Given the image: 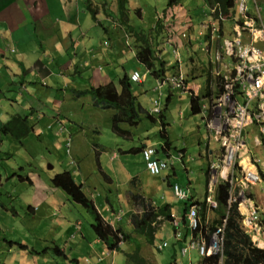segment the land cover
<instances>
[{"label":"crops","instance_id":"obj_1","mask_svg":"<svg viewBox=\"0 0 264 264\" xmlns=\"http://www.w3.org/2000/svg\"><path fill=\"white\" fill-rule=\"evenodd\" d=\"M151 2L152 6L147 3L144 9L137 8L140 25L134 26L150 29L158 19L163 20L165 32L159 47L167 66L172 70L176 64L174 71L196 87L197 96L206 97L203 91L208 84L216 86V96L219 87L212 57L221 40L206 38L205 28L200 24L211 16L208 0ZM130 3L133 9L136 0L127 1L128 10L122 17L119 0H0V126L15 115L27 117L32 125L30 133L22 138L10 133L0 135V185L12 173L28 185L26 193L32 189L27 200L24 193L19 194L24 204L20 210L13 202L8 206L0 201V263L37 264L41 257L44 259L41 264H70L72 259L79 264H125L123 252L110 250L92 229H86L79 218L81 212L72 208L79 205L67 204L70 202L67 194L50 185L52 173L43 170V162L72 170L105 219L126 232H132L131 217L136 212L129 183L137 176L143 200L157 206L171 205V218L162 221L158 229L160 240L155 238L154 243L156 246L167 241L164 249L168 247L170 252L166 256L146 257L153 264H196L199 260L201 255L196 249L183 255L181 247L194 235L187 226L185 201L191 198L194 203H206L213 188L209 165L221 155V146L208 127L209 98L201 100V112L188 117L190 95L166 87L161 98L166 107L163 120L160 115L147 118L155 79L136 57L135 42L127 32V24L133 25ZM256 4L264 21V0H249L251 11L255 12ZM144 10L146 13L150 10L149 19L144 17ZM167 10L171 15L166 14ZM240 11L238 2L232 14L240 15ZM183 31L187 39L180 35ZM219 32L223 36L233 35L232 22H221ZM174 48L180 50V60L174 56ZM135 70L142 77L133 83V89L145 114L139 124L123 122L118 131L113 127L116 109L104 107L91 90L114 82L120 91L121 80L130 78ZM253 126L246 131L248 151L251 156L264 159L261 134ZM68 132L76 166L71 165L66 150ZM104 134L107 136L103 137ZM148 145L156 147L158 158L180 155V159L177 157L172 167L154 175L147 170L142 154ZM46 152L53 161L43 155ZM17 156L24 165L16 163L17 167L8 168L9 158ZM175 184L187 190L186 199L174 195ZM215 190L216 187L214 196ZM8 195L14 197L12 192ZM249 195L259 205L264 219V181L253 186ZM195 205L208 233L220 211L207 204ZM42 215L44 219L40 222ZM174 217L180 220L178 228L172 226ZM26 222L31 223V231L27 230ZM178 231L180 237H176ZM6 238L36 249L59 245L64 254L51 248L43 254L30 253L28 249L11 247ZM121 248L130 251L132 242H122ZM141 251L147 254L144 246ZM86 258L90 262H85Z\"/></svg>","mask_w":264,"mask_h":264},{"label":"built area","instance_id":"obj_2","mask_svg":"<svg viewBox=\"0 0 264 264\" xmlns=\"http://www.w3.org/2000/svg\"><path fill=\"white\" fill-rule=\"evenodd\" d=\"M235 2L241 5L240 15L220 14L215 18L212 14L218 9L214 6L210 7L211 16L207 19L210 37L221 40L212 57L215 64L213 73L219 91L209 105L211 114L208 118V127L213 133V138L221 146V155L211 160L209 165L213 188L206 196V203L211 209H216L218 201L213 193L214 187L220 182L228 183V204H237L246 233L250 234L256 246L264 249V222L260 218V207L249 195V190L253 186L264 181V159L251 156L246 141V131L252 125L258 127L260 138L264 136V21L258 4L253 12L249 8V0ZM226 20L233 24L234 33L231 36H223L219 32L220 23ZM182 37H186V33H183ZM173 53L180 60V50L174 48ZM141 77V72L135 70L130 78L138 82ZM166 87L185 93L191 88L181 73L156 78L152 89L154 92L152 105L149 109L152 115L161 114L163 110L161 98ZM60 126L62 130L63 125ZM70 146L69 138L66 143L69 156ZM142 154L147 170L154 175L172 167L177 157L180 159V155L174 158H158L157 149L152 145L143 148ZM173 190L174 195L180 199L188 197L187 190L179 184H175ZM171 223L175 227L180 226V220L176 217L172 218ZM187 226L194 235L181 247L183 255L194 249L200 255H203L207 248L213 254L221 252V229L208 235L209 231L208 233L204 231L195 204L187 210ZM180 236L181 232H176V237ZM167 244V241H163L156 246L162 250ZM85 262H90V259L86 258Z\"/></svg>","mask_w":264,"mask_h":264},{"label":"trees","instance_id":"obj_3","mask_svg":"<svg viewBox=\"0 0 264 264\" xmlns=\"http://www.w3.org/2000/svg\"><path fill=\"white\" fill-rule=\"evenodd\" d=\"M127 1L128 0H119V9L121 10L122 17L125 15V11L128 10ZM173 1L174 0H168V3L172 4ZM208 2L211 7L217 6L218 10L212 14L215 18L220 14L230 16L236 3L235 0H208ZM200 24L205 28L204 36L206 38H211L209 23L204 20V22ZM164 26V21L159 19L150 29H140L136 28L131 23L127 24V32L136 45V57L146 67L149 72L148 75L154 79L163 77L167 74L176 73L174 71L176 64L172 66L173 69L171 70V68L167 66V61L161 56L162 49L159 45L162 35L165 32ZM131 81L129 77L122 79L120 91L114 82L93 87L91 90L96 99L104 107H114L116 109L113 115V127L118 131L121 130L120 125L123 122H128L132 124V126L139 124L143 119L142 115L145 114L143 113L144 108L139 102L138 96L135 95L133 89L134 81H132V83ZM201 100V96L190 98L191 113L197 114L202 111L203 104ZM164 103H162L163 110L160 114L162 120L166 108L164 107ZM146 116L147 118L153 119L155 115L148 112ZM31 129L32 125L27 117L15 115L0 126V135L10 133L17 138H22L28 135ZM67 134L71 139V133L68 132ZM163 136L165 135L163 134ZM261 141L264 145V136H261ZM167 144L170 143L167 142ZM70 163L71 165L74 164L73 166L77 165L72 155L70 157ZM49 183L51 186L64 191L70 200L83 205L93 214L94 222H92L91 225L94 233L105 242L110 250L123 252L126 260L125 264H153V262L142 253L141 248L143 245L139 242L137 236L143 237L145 243L148 242L154 245L156 232H158L159 229L158 225L161 224L162 221L171 218L170 204L157 206L151 203L152 206L145 207V210H143L141 214L137 212L133 213L131 217L133 225L132 232H126L120 227H114L105 219L94 201L84 191L83 185L76 181L72 170L66 169L55 175H51ZM129 185L132 189L131 196L135 199L140 198L143 200V196L139 193L140 191L138 189L141 185L140 179L134 176L130 180ZM215 198L218 201V207L214 210H219L220 215L219 218L214 220L210 225L208 235L221 229V252L213 254L210 249L207 248L206 252L197 260L196 264H264V249L256 246L250 234L246 233L241 223L242 216L237 208V204H228V183L220 182L217 184ZM193 204L202 207L206 205L204 201L194 203L191 198L185 201L187 209ZM6 240L11 244V247L15 246L20 250L28 249L30 253L43 254V252H47L51 248L55 253L64 254L60 246L55 244L50 248L36 249L34 247H29L19 240L14 241L8 238H6ZM125 241L135 243L133 251L128 252L122 250L121 242ZM71 261L74 264H78V260L76 259H72Z\"/></svg>","mask_w":264,"mask_h":264},{"label":"rangeland","instance_id":"obj_4","mask_svg":"<svg viewBox=\"0 0 264 264\" xmlns=\"http://www.w3.org/2000/svg\"><path fill=\"white\" fill-rule=\"evenodd\" d=\"M130 1H132V0H130ZM162 2L163 1H166V0H161ZM147 3H149V5H151L152 6V2H151V0H136V3H135V5H133V9H132V3H130V6H131V9H132V13H131V15H132V21H133V25H140V23H139V21H138V15H137V8L138 9H140V8H143L144 9V7H145V5L147 4ZM163 11V10H162ZM207 12V15H209L210 13H209V11L207 10L206 11ZM166 14H169V15H171V11H169V10H167V12H166ZM151 12H150V10H148L147 11V13L145 12V10H144V17L145 18H147V19H149L150 17H151ZM205 18H206V16H204ZM164 19H166V17H163ZM142 24V23H141ZM145 24V23H144ZM136 27V26H135ZM137 28V27H136ZM183 33H185V31H183L182 33L180 32V35L182 36V34ZM188 37H186V39H187ZM173 52V51H172ZM174 54V53H173ZM174 56L177 58V56L174 54ZM191 70H192V68L190 69V72H191ZM181 72H183L182 71V69L180 70ZM196 72H198V70L196 71ZM184 73V72H183ZM185 74V73H184ZM186 75V74H185ZM190 90L187 92L188 93V95H190V97H197V94H196V87L195 86H191L190 85ZM217 91V88H216V86L215 87H213V86H210V84H208L207 86H206V88H205V91H203V95L204 94H206V97L207 98H209V104L208 103H206V105L207 106H209L210 105V103L212 102V98L215 96V92ZM180 93V92H179ZM202 97V100L204 99V98H206L205 96H201ZM164 99H165V97H164ZM164 99H163V101H164ZM210 113V112H209ZM187 116L188 117H194L195 115H192V113H191V110H190V108L188 109V111H187ZM197 119V118H196ZM253 128H256L255 127V125L253 126ZM107 135L106 134H104V136L103 137H106ZM178 140H176L175 141V144H178ZM28 144L30 145V146H33V144H32V142L31 141H28ZM43 146V144H40V146ZM252 145H254L253 143H252ZM252 149H253V146H252ZM48 155L49 156V158H50V160H52L53 159V157L51 156L50 157V153L49 152H46V153H44L43 155ZM9 160H10V162L8 163V168H10L11 166H15V167H17L16 166V163H18L19 164V166H23L24 164L21 162V160H20V156H17V157H15V158H9ZM53 161V160H52ZM43 165V170L44 169H47V170H49L51 173H52V175L53 174H55L56 172H61V170H63V169H61V167L59 166V164H54V167H52V169H49V165H48V163H46V162H43L42 163ZM51 165H52V163H51ZM27 168H29V166H27ZM26 168V169H27ZM16 172L17 173H19V174H25V173H23V171H19V170H16ZM40 172H42V169H41V171ZM43 176V175H42ZM185 178L186 177H182V179H184L185 180ZM27 184H24L22 181H20L19 180V178H18V176H16V175H12V173H10V175H9V177H5L4 178V181H3V184H1L0 185V201H2V202H4L5 204H7L8 206H10L11 205V203L13 202V205H14V207L17 209V210H20V208H21V206L22 205H24L23 204V198H20L19 199V194H22V193H24V195H26V200H27V195H28V197L31 195V192H32V189L30 188L28 191H27V193H26V188H27ZM9 192H12L13 193V195H14V197L11 199L10 197H9ZM140 197V196H139ZM132 199L134 200H132V202H134L135 203V209H136V212L137 213H139V214H141L142 213V211L143 210H145V207H149V206H152V204H151V202H149V201H147V200H141L140 198L139 199H135L134 197H132ZM50 200H53L54 201V199H50ZM206 200V199H205ZM69 203H67V204H69V205H72L73 203L75 204V205H79V206H75V207H72L73 208V210H78V212H81L80 214H79V218H81L83 221H84V223H85V227H86V229L87 230H90V229H92L93 230V228H92V222H94V217H93V214H91L89 211H88V209L87 208H85L83 205H81V204H79V203H76V202H74V201H72V200H70L69 199ZM207 204V203H206ZM25 208L27 209V205L25 204ZM44 215H42V217H41V219H39V221L41 222L43 219H44V217H43ZM260 218H262V217H260ZM262 220H263V222H264V219L262 218ZM26 221V220H25ZM172 221V220H171ZM36 223H38V221H36L35 222V224ZM45 222L43 221L41 224H44ZM161 223V222H160ZM26 226H27V230H29V231H31V228H30V226H31V223H29V222H26ZM160 226H161V224H159L158 225V228H160ZM173 226V225H172ZM175 227V226H174ZM178 227H180V226H178ZM178 227H176V228H178ZM157 234H156V240H160V237H161V234H160V232L158 231V232H156ZM138 238H139V242L144 246V252H145V256H151V255H157L158 257H161V256H166L169 252H170V250H169V248L167 247V248H165L164 250H162L161 252L156 248V246H155V244L154 245H151V244H149L148 242H144V238L143 237H140V236H137ZM128 243H131V242H128ZM134 248H135V243L134 242H132V249L130 250V251H133L134 250ZM154 248V249H153ZM152 249V250H151ZM160 253H159V252ZM129 252V251H128ZM80 256H84L83 254H79ZM153 255V256H154ZM152 257V256H151ZM153 258V257H152ZM43 261H44V259L43 258H39L38 259V261H37V264H41V263H43ZM46 263H48V262H46ZM70 264H73V262L71 261L70 262ZM162 264H168V263H162Z\"/></svg>","mask_w":264,"mask_h":264},{"label":"water","instance_id":"obj_5","mask_svg":"<svg viewBox=\"0 0 264 264\" xmlns=\"http://www.w3.org/2000/svg\"><path fill=\"white\" fill-rule=\"evenodd\" d=\"M52 166H53V165L49 164V166H48V167H49V168H52Z\"/></svg>","mask_w":264,"mask_h":264}]
</instances>
